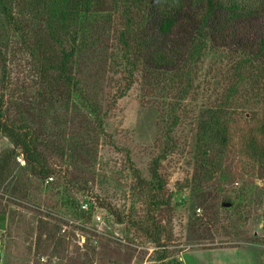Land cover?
<instances>
[{
    "label": "rangeland",
    "instance_id": "rangeland-1",
    "mask_svg": "<svg viewBox=\"0 0 264 264\" xmlns=\"http://www.w3.org/2000/svg\"><path fill=\"white\" fill-rule=\"evenodd\" d=\"M36 1L0 7V98L9 119L36 136L53 178L38 179L16 159L21 153L10 162L15 179L0 184V217L7 204L0 264H194L202 253L230 247L237 264H264V170L249 166L242 136L264 122V89L251 83H264V51L259 62L245 58L259 52L264 15L246 26L244 18L215 12V29L204 31V58L197 73L193 68L207 84L195 80L179 102L161 80L144 85L150 65L131 43L154 32L157 16L148 10L143 20V3L93 0L91 12L65 31L37 11L44 3ZM159 1L170 15L182 9L169 38L184 52L197 36L204 0ZM70 49L65 80L60 61ZM233 82L230 142L220 147L215 174L197 184L194 138L207 108ZM174 101L182 120L170 148L165 110ZM12 148L0 133V155ZM87 199L92 207L83 210L80 201ZM9 209L18 214L16 226L7 221Z\"/></svg>",
    "mask_w": 264,
    "mask_h": 264
},
{
    "label": "trees",
    "instance_id": "trees-1",
    "mask_svg": "<svg viewBox=\"0 0 264 264\" xmlns=\"http://www.w3.org/2000/svg\"><path fill=\"white\" fill-rule=\"evenodd\" d=\"M9 1L13 2V0H0V7L2 8V11L8 10L7 4ZM41 1H43L44 5H39L37 11H39L41 14L47 13V21L57 23L60 29L65 31L68 29L67 26L70 22L74 23V21L79 20V16H85V14L90 13L91 6L93 4V0ZM138 1L144 4L142 14L143 18L145 19L143 20H148V10H150V12L154 16H157L154 20V32L146 34V31H144L139 36L132 38L131 43L136 50L142 53V56L144 55V62L147 61V64L150 65L148 70L149 72H144L143 74L144 85H147V87L160 85L161 80L162 84L160 87L163 90L173 88L176 93H179L174 97V99L178 100L179 102H182L184 97L188 94V92H190L189 84L192 85L193 82L195 83V80L197 81L196 84L204 82L202 80L196 79V74L193 72V70L196 69L197 73L199 65L202 63V59L204 58L205 49L207 47L205 43V28L209 27V31L210 29H212V27L213 29H215V25L213 24L215 21H211L212 17H217L215 15V12H226L228 19H233L234 17L239 19L244 18V25L246 24V26L252 25L253 23L255 24V21L258 20L259 14L264 15V11L262 10L264 8V0H204V13L202 19L199 22V27H196L193 31V36H197L192 37L191 40H188L189 42L187 43L186 49L183 52V45L177 46L175 42L171 43L169 38V34L172 29L180 22V13L182 9L178 7L177 10H175L174 13L170 15L168 14L167 10H164L165 13L164 11H161L160 8L162 3L159 0ZM33 2L36 4L39 1L37 2L36 0H32V2L30 3ZM157 12L159 14H157ZM127 35V37L130 38V34ZM129 41H131V39H129ZM251 43L254 44V41L251 40ZM255 44L259 52H247L245 58L248 60V62H259V60L257 59V54H260L262 51H264V29L258 36ZM72 50L73 49H70L66 53V57H64L62 61H60L62 74L66 73L67 71V56H72ZM235 65L237 66V68H241L243 66V62L236 61ZM63 76L65 80H70V77L68 75L63 74ZM163 76L166 79L161 78ZM235 76L236 74L234 75V77ZM237 79L238 78H236V80ZM236 80L234 81L235 83L237 82ZM234 82L232 83L231 87L227 88L226 97L222 99L221 96L216 103L207 108L208 111H206V113L203 115V119L198 128L199 131L194 138L196 154L195 162L200 167V172L196 173L195 171V174L192 177V181H197V184L201 181V178L204 179L206 177H209V174L211 173L215 174L218 168V154H221L223 152L222 149H226L230 142V139L228 137L230 124L228 117L230 118V113H227V109L230 108V106L228 105L229 102L233 103L229 96L231 93H234ZM251 83L254 85V87L252 88L264 89V83H256L255 81ZM202 84H207V82L205 81V83ZM186 87H189L188 90L186 89ZM193 89L192 92L195 93ZM262 96L264 98V95ZM180 108L181 106H179V104L175 101L166 104L165 118L166 122H168V125L166 126L164 134L166 138V145L170 148L172 147V141L174 140L173 136H171V131L174 128L176 122L182 120L180 119L179 114ZM263 124H258V126H253L252 124L251 127H248V132L242 133V136L245 139L243 142V151L246 152L245 154L248 157V162L250 164L249 166L252 168L260 167L262 170H264ZM23 127L24 124L15 123L13 120L9 119L8 115L5 114L3 102L0 98V133L9 137V139L13 143V148L11 150L0 155V184H4V182L9 177L10 180H8V184L13 179H15L14 176L11 177L12 170L9 165L10 162L12 163L15 161L14 159L17 153H21L25 164L29 167L31 172L35 176H37L38 179L46 180V182H49L47 178L50 176L49 174L52 170L46 166V160L43 154L39 151L38 145H36V136L31 134L28 130L22 131V129L20 128ZM220 147H222V149ZM153 163L152 174H156L158 163L157 159H154ZM11 190L13 193L14 191H16V193L20 192V190L16 189L15 187H12ZM87 201L89 203V209H91L92 204L90 203L89 199H87ZM6 205L7 204H4L5 208L1 211L3 214V216L0 217L1 220H3L4 215H6L4 214V212H7ZM8 211L11 215V218H7V221L10 222L9 224L11 227L15 223H17L15 220L18 214L10 209ZM47 232H50L49 229L47 230ZM51 234L52 233H49L48 235Z\"/></svg>",
    "mask_w": 264,
    "mask_h": 264
},
{
    "label": "crops",
    "instance_id": "crops-1",
    "mask_svg": "<svg viewBox=\"0 0 264 264\" xmlns=\"http://www.w3.org/2000/svg\"><path fill=\"white\" fill-rule=\"evenodd\" d=\"M235 250L233 247L222 251L218 249L214 253H209L212 257L208 253H202L201 259L195 257L197 260H194V264H237Z\"/></svg>",
    "mask_w": 264,
    "mask_h": 264
},
{
    "label": "built area",
    "instance_id": "built-area-1",
    "mask_svg": "<svg viewBox=\"0 0 264 264\" xmlns=\"http://www.w3.org/2000/svg\"><path fill=\"white\" fill-rule=\"evenodd\" d=\"M16 159H17L18 161L24 162V159H23L22 155H17V156H16ZM52 178H53L52 176H49V177L47 178V180H52ZM80 207H81V209H83V210H87V209L89 208V203H88V201H86V200H81V201H80ZM97 218L99 219L100 217L97 216ZM64 230H65V228L62 229V231H64Z\"/></svg>",
    "mask_w": 264,
    "mask_h": 264
}]
</instances>
